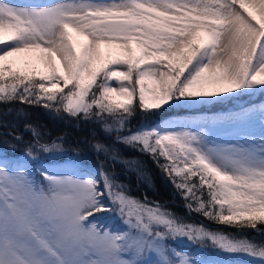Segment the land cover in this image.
Masks as SVG:
<instances>
[{
	"label": "snow or ice",
	"instance_id": "snow-or-ice-1",
	"mask_svg": "<svg viewBox=\"0 0 264 264\" xmlns=\"http://www.w3.org/2000/svg\"><path fill=\"white\" fill-rule=\"evenodd\" d=\"M257 93L264 94V0H0V102L98 123L149 154L189 210L264 235V106L122 135L138 112ZM257 115L259 141L247 131ZM93 147L116 159L103 143ZM68 155L35 131L20 156L0 155V264H218L169 247L178 237L264 264V246L183 223L159 203L130 197L103 164L93 173ZM116 214L126 230L104 226Z\"/></svg>",
	"mask_w": 264,
	"mask_h": 264
},
{
	"label": "trees",
	"instance_id": "trees-1",
	"mask_svg": "<svg viewBox=\"0 0 264 264\" xmlns=\"http://www.w3.org/2000/svg\"><path fill=\"white\" fill-rule=\"evenodd\" d=\"M261 100H264V94L257 93L231 101L197 105L195 108L175 106L167 108L163 106L160 110L149 109L146 110L147 114L138 112L130 118L122 135L152 127L158 128L169 120L189 121L196 125L217 116L238 112L249 106L257 108L256 103ZM252 124L251 121L249 127ZM34 131L40 134L41 143L50 144L53 140L62 142L64 149L69 153L65 159L72 158L73 154L78 155L87 163L89 170L93 173H96L103 164L104 170L113 174L114 179L126 188L127 194L133 199H138L141 203L147 201L153 207L159 203L164 210L170 211L183 223L231 233L237 239H248L258 248L264 246V235L253 229L239 230L236 227L218 225L209 221L202 214L189 210L186 207L185 199L149 154L142 153L122 142H117L116 134L114 132L106 134L98 123L73 120L66 115H57L42 106H30L21 102H0L1 151L9 157L20 156L25 150V145L33 141ZM13 135L19 136L21 139L14 140ZM97 141L116 154V159L113 160L112 156H106L103 153L98 154L93 147ZM97 215L108 216V213L101 212ZM104 226L110 231L126 230V226L118 214L110 216L104 222ZM167 243L169 247L175 248L177 251L198 259L216 261L218 264L224 262L259 264L262 259L247 253H224L211 247L210 242L200 245L189 242L184 237H178L176 240L169 239Z\"/></svg>",
	"mask_w": 264,
	"mask_h": 264
},
{
	"label": "rangeland",
	"instance_id": "rangeland-1",
	"mask_svg": "<svg viewBox=\"0 0 264 264\" xmlns=\"http://www.w3.org/2000/svg\"><path fill=\"white\" fill-rule=\"evenodd\" d=\"M14 2H16V3H28V2H32V0H14ZM41 2H45V3H55V2H65V0H41ZM9 59L16 61V64H15L16 67H23V64L20 62V60L18 58L11 57ZM37 67L43 69L42 62H37ZM260 106H264V100H261V101H259V102L256 103V107L257 108H259ZM252 123L253 124L250 127H248V130L247 131L250 134H252L257 141H259V139L261 138V133H262L261 120H260L259 116L257 118H253L252 119ZM223 139H225V140H231V139H233V137L231 135H224ZM3 154H5V153L3 151H1V149H0V155H3ZM41 159L48 161L52 165H55L58 162V159H60V157H55V156L44 157L42 155V158ZM50 170H56V169L53 167ZM114 231H118V230H114ZM181 253L182 254H187V253H184V252H181ZM189 258L191 259L192 256L189 255ZM223 264H229V263L224 262Z\"/></svg>",
	"mask_w": 264,
	"mask_h": 264
}]
</instances>
